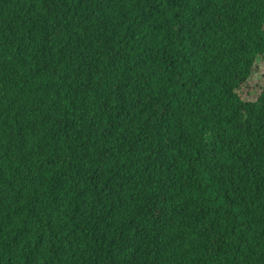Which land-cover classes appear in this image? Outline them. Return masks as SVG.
<instances>
[{"label": "trees", "instance_id": "16d2710c", "mask_svg": "<svg viewBox=\"0 0 264 264\" xmlns=\"http://www.w3.org/2000/svg\"><path fill=\"white\" fill-rule=\"evenodd\" d=\"M264 0H0V264H264Z\"/></svg>", "mask_w": 264, "mask_h": 264}, {"label": "rangeland", "instance_id": "374dc122", "mask_svg": "<svg viewBox=\"0 0 264 264\" xmlns=\"http://www.w3.org/2000/svg\"><path fill=\"white\" fill-rule=\"evenodd\" d=\"M257 73L255 78L249 80L244 84L240 90L239 94L242 98L247 100H254L258 97L262 86L264 85V56L257 59Z\"/></svg>", "mask_w": 264, "mask_h": 264}]
</instances>
